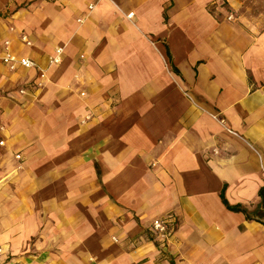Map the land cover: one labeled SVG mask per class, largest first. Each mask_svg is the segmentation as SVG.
I'll return each instance as SVG.
<instances>
[{
    "label": "crops",
    "instance_id": "0c3cea01",
    "mask_svg": "<svg viewBox=\"0 0 264 264\" xmlns=\"http://www.w3.org/2000/svg\"><path fill=\"white\" fill-rule=\"evenodd\" d=\"M5 42L63 55L0 64L4 264H264L220 199L264 186V0H0Z\"/></svg>",
    "mask_w": 264,
    "mask_h": 264
},
{
    "label": "built area",
    "instance_id": "2783aa9c",
    "mask_svg": "<svg viewBox=\"0 0 264 264\" xmlns=\"http://www.w3.org/2000/svg\"><path fill=\"white\" fill-rule=\"evenodd\" d=\"M93 8V5L88 6V10L91 11ZM133 16V13H129L127 15L128 18H131ZM232 16L230 15L228 17V20H230ZM22 41L26 43V45H29V42L26 37L22 36ZM10 43L5 42L3 45V49L0 51V64L5 66L9 71H15L18 68H22L25 70H30V69H36L38 71L37 75V80L33 83V86L35 88H40L44 82L46 81V76H47V70L50 67L59 65L61 63V57L63 55V49L62 48H57L55 49L54 55L50 56L47 60V67L45 69H42L38 67V65L31 59L27 57H18L17 55L11 53L9 51ZM25 89H21L20 93H25ZM89 117H86L85 120H88ZM0 131H3V127H0ZM0 145H4V141H0ZM15 158L17 160H20V155H16ZM20 167H18L19 169ZM171 223L172 220L171 218H168L166 220H155L151 224V231L152 233L159 238L161 242H166L168 238L172 234L171 230ZM115 241V239H114ZM3 247L0 245V264H4L2 260L3 256ZM11 264H26L23 262H15Z\"/></svg>",
    "mask_w": 264,
    "mask_h": 264
},
{
    "label": "trees",
    "instance_id": "16d2710c",
    "mask_svg": "<svg viewBox=\"0 0 264 264\" xmlns=\"http://www.w3.org/2000/svg\"><path fill=\"white\" fill-rule=\"evenodd\" d=\"M258 196L260 198V203L253 211H248L241 205H229V203L224 198L223 190L221 191L220 199L227 210L231 212L242 213L245 216L246 220H253L264 225V186L260 188Z\"/></svg>",
    "mask_w": 264,
    "mask_h": 264
},
{
    "label": "rangeland",
    "instance_id": "374dc122",
    "mask_svg": "<svg viewBox=\"0 0 264 264\" xmlns=\"http://www.w3.org/2000/svg\"><path fill=\"white\" fill-rule=\"evenodd\" d=\"M53 240L55 241L56 239H53ZM49 256H58V255H53V254H52V255H49Z\"/></svg>",
    "mask_w": 264,
    "mask_h": 264
}]
</instances>
